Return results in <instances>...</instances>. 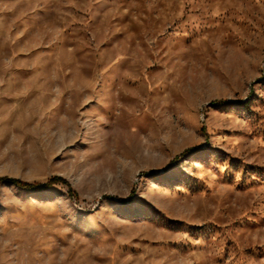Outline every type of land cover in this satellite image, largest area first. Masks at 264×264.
I'll use <instances>...</instances> for the list:
<instances>
[{"label":"rangeland","instance_id":"obj_1","mask_svg":"<svg viewBox=\"0 0 264 264\" xmlns=\"http://www.w3.org/2000/svg\"><path fill=\"white\" fill-rule=\"evenodd\" d=\"M0 264H264V0H0Z\"/></svg>","mask_w":264,"mask_h":264},{"label":"trees","instance_id":"obj_2","mask_svg":"<svg viewBox=\"0 0 264 264\" xmlns=\"http://www.w3.org/2000/svg\"><path fill=\"white\" fill-rule=\"evenodd\" d=\"M3 180L18 184V185H20L24 188H28V189H47L50 187V184H52V183H43V184L29 183V182L20 181L18 179H13L10 177H4ZM52 180H64V179H62L60 177H55ZM70 192H71V194H73V192L71 190H70Z\"/></svg>","mask_w":264,"mask_h":264}]
</instances>
